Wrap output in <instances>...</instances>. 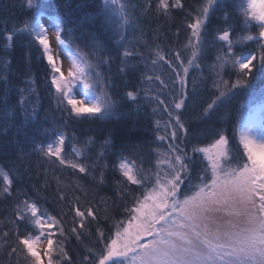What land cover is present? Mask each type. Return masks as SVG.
Instances as JSON below:
<instances>
[{
    "label": "snow or ice",
    "instance_id": "snow-or-ice-1",
    "mask_svg": "<svg viewBox=\"0 0 264 264\" xmlns=\"http://www.w3.org/2000/svg\"><path fill=\"white\" fill-rule=\"evenodd\" d=\"M18 7L29 14L11 29L5 19L3 47L27 36V74L34 50L44 79L20 87L0 57V132L16 130L14 158L0 165V264H264V124L234 119L231 108L264 78V0H103L98 25L58 0ZM49 8L50 23L41 11ZM181 14L183 50L174 46ZM173 26L175 40L164 31ZM129 103L137 114H166L152 139L75 132Z\"/></svg>",
    "mask_w": 264,
    "mask_h": 264
},
{
    "label": "trees",
    "instance_id": "trees-1",
    "mask_svg": "<svg viewBox=\"0 0 264 264\" xmlns=\"http://www.w3.org/2000/svg\"><path fill=\"white\" fill-rule=\"evenodd\" d=\"M39 3H48V0H38ZM58 2L63 5L64 3L68 4V10L72 12L74 17H81L85 19L87 24L98 25L103 22V16L97 15L100 6L103 4V0H58ZM144 0H141L143 3ZM188 4H193L196 0H187ZM19 0H0V29L4 27V21L8 19V29H11L13 24V17L20 16L23 19L24 16L28 15L27 12H21L19 7ZM43 15H47L49 17H56V14L49 9H42ZM222 15V14H221ZM183 19V16L178 18L177 26L180 28L179 40L175 43V47L183 50L184 45L187 41V33L184 31L183 24H180V20ZM163 23V21H161ZM177 26H173L170 29L165 27L164 31L168 33V37L173 40L176 39L175 33L177 32ZM144 29L149 32V39L151 38V29L156 27V22L154 19H150L143 25ZM5 33L0 31V57H3L8 61L10 65V71L8 72L9 79L16 85L23 87L25 85L21 84V81H27L28 79L35 78L37 83L41 86L43 85L44 79V70L43 65L36 60V52L34 50L30 53L31 65H30V75L28 72V57L29 51L25 47L28 43L27 36H17L15 38L14 47L5 51L3 45L5 43L4 40ZM110 35V33H109ZM131 38V37H130ZM162 35V39H163ZM115 37L112 38L111 43H115ZM159 43V41H157ZM165 44L167 45V40H165ZM167 50V47H165ZM123 51V49H121ZM187 56L188 53H185ZM215 53H212V57L214 58ZM119 65V61H116L111 68L112 74L117 72V67ZM2 74V73H0ZM235 79V77H233ZM41 96L43 98V104L45 111L49 112L51 116L52 113L49 110V101L46 97V93L41 92ZM10 102L17 103L19 102V95L16 94V89L13 88L10 93ZM35 99V97H33ZM264 100V78L254 77L250 80L248 86L239 91L235 97H233L231 101V108L234 119H240L245 114H247L253 105L257 102ZM136 106L129 103L121 106L117 109V114L106 120H97L91 121L86 120L79 123L75 132L80 135L82 138L93 137L98 141H103L105 135L109 129H112L117 132L118 137H125L129 131L136 133V139H152L151 128L154 127V122L156 119H166V114L161 115L157 114L156 116L151 115V107H142L140 112L137 114L135 111H130V109H134ZM43 115V113H42ZM58 117V114H55ZM27 127V126H26ZM73 129L69 128V135L72 133ZM16 138V130L15 128H11L8 130L7 134L0 132V165L7 163L10 159L14 158V147L11 144V141ZM22 139V137H21ZM119 140H117V143ZM72 143L69 141L68 148L71 150ZM77 147H81V145H77ZM95 151H100L99 144H97ZM36 157H33L32 163L35 165ZM155 163V161H153ZM37 172H39V177L37 176ZM33 179L39 178L41 182L43 181V169H35L31 173ZM56 185L53 184V189H55ZM50 204L52 208L56 210V203L53 197H49ZM81 204L83 208H87V204L84 200H81ZM5 206L0 205V209H3ZM101 207L103 205L101 204ZM71 218L69 217L66 222V227H71L70 223ZM75 255V253H73Z\"/></svg>",
    "mask_w": 264,
    "mask_h": 264
},
{
    "label": "rangeland",
    "instance_id": "rangeland-1",
    "mask_svg": "<svg viewBox=\"0 0 264 264\" xmlns=\"http://www.w3.org/2000/svg\"><path fill=\"white\" fill-rule=\"evenodd\" d=\"M43 20L44 21H47V22H52V21H54L55 19H49V18H47V17H43ZM52 34L50 33V36H51ZM54 38V37H53ZM54 53H55V49H54ZM60 64H61V67H62V69L65 71V73L67 72V70H68V68H69V62L67 61V60H65V61H58ZM78 91H79V93H80V95L79 96H77V98L78 99H83L84 98V90L82 89V88H80V89H78ZM74 94H75V91H74ZM261 105L264 107V103H260V104H257V105H255L253 108H252V111L251 112H249V114H247L246 116H244V117H248L249 115H252L253 116V113L259 108V107H261ZM243 118V117H242ZM262 124H264V122L262 123ZM43 246L44 245H38V250H41L42 251V248H43Z\"/></svg>",
    "mask_w": 264,
    "mask_h": 264
},
{
    "label": "bare ground",
    "instance_id": "bare-ground-1",
    "mask_svg": "<svg viewBox=\"0 0 264 264\" xmlns=\"http://www.w3.org/2000/svg\"><path fill=\"white\" fill-rule=\"evenodd\" d=\"M253 117L259 124L264 122V107L262 105L253 113Z\"/></svg>",
    "mask_w": 264,
    "mask_h": 264
}]
</instances>
